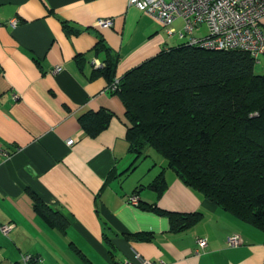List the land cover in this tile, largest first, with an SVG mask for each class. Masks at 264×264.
Listing matches in <instances>:
<instances>
[{
    "label": "crops",
    "instance_id": "1",
    "mask_svg": "<svg viewBox=\"0 0 264 264\" xmlns=\"http://www.w3.org/2000/svg\"><path fill=\"white\" fill-rule=\"evenodd\" d=\"M100 18L112 25L95 26ZM172 28L129 0H0V225L10 226L0 233V264H122L134 252L164 264H264V227L204 198L151 151L136 159L124 105L95 75L106 57L93 48L99 39L118 79L189 40L181 19ZM253 71L264 75V53ZM100 109L111 118L90 137L80 117ZM161 173L158 193L151 184ZM150 206L202 216L172 227ZM233 235L241 239L234 247Z\"/></svg>",
    "mask_w": 264,
    "mask_h": 264
},
{
    "label": "trees",
    "instance_id": "2",
    "mask_svg": "<svg viewBox=\"0 0 264 264\" xmlns=\"http://www.w3.org/2000/svg\"><path fill=\"white\" fill-rule=\"evenodd\" d=\"M93 48L106 54L94 72L124 105L126 137L136 159L151 151L204 198L264 227V75L254 73L250 54L184 42L116 79L115 57L103 40ZM110 118L107 109L89 111L80 125L92 137ZM151 187L165 190L162 173ZM149 208L166 214L172 227L202 216ZM27 264L40 263L31 258Z\"/></svg>",
    "mask_w": 264,
    "mask_h": 264
},
{
    "label": "built area",
    "instance_id": "3",
    "mask_svg": "<svg viewBox=\"0 0 264 264\" xmlns=\"http://www.w3.org/2000/svg\"><path fill=\"white\" fill-rule=\"evenodd\" d=\"M129 4L136 6L145 14L157 19L172 34V23L176 19L183 22V34L189 36L187 41L192 45H199L210 50L240 49L248 52L257 60L258 55L264 53V30L261 20L264 18V0H129ZM12 25L16 24L13 19ZM204 24L207 33L203 37L194 35L198 27ZM111 18H100L95 22L97 27H110ZM60 70L59 66L53 72ZM118 80H115L117 82ZM73 139L66 141L71 145ZM129 203L138 204L137 195L129 197ZM9 225H0V233L6 234ZM241 243L239 235L227 239V245L237 246ZM203 246L205 241L198 240ZM25 263L28 262L24 258ZM122 264H164L163 261L153 262L134 252L133 257Z\"/></svg>",
    "mask_w": 264,
    "mask_h": 264
},
{
    "label": "rangeland",
    "instance_id": "4",
    "mask_svg": "<svg viewBox=\"0 0 264 264\" xmlns=\"http://www.w3.org/2000/svg\"><path fill=\"white\" fill-rule=\"evenodd\" d=\"M206 30V29H205Z\"/></svg>",
    "mask_w": 264,
    "mask_h": 264
}]
</instances>
